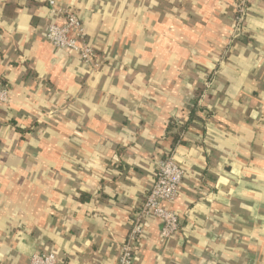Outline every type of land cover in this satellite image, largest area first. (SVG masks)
<instances>
[{
  "label": "crops",
  "instance_id": "obj_1",
  "mask_svg": "<svg viewBox=\"0 0 264 264\" xmlns=\"http://www.w3.org/2000/svg\"><path fill=\"white\" fill-rule=\"evenodd\" d=\"M237 1L56 0L93 70L46 4L0 0V264H117L175 134L179 230L145 219L133 264H264V0L233 34Z\"/></svg>",
  "mask_w": 264,
  "mask_h": 264
},
{
  "label": "built area",
  "instance_id": "obj_2",
  "mask_svg": "<svg viewBox=\"0 0 264 264\" xmlns=\"http://www.w3.org/2000/svg\"><path fill=\"white\" fill-rule=\"evenodd\" d=\"M50 13L62 18V23L52 21L46 29V40L53 48L62 52L75 54L84 65L96 69L95 50L87 42L85 28L80 17L72 10L60 6L56 0H43ZM249 0H238L233 23V34H239L244 17L247 13ZM9 91L0 83V107L9 103ZM179 142L168 151L165 157L156 163L155 178L146 192L144 201L140 205L132 222L131 232L123 243L117 259V264H133L135 256L133 247L143 235V221L154 219L160 222V234L164 239H171L179 230V216L170 210L166 204L173 202L180 191L185 177L184 168L176 161L175 155ZM28 264H61L55 253H35Z\"/></svg>",
  "mask_w": 264,
  "mask_h": 264
},
{
  "label": "trees",
  "instance_id": "obj_3",
  "mask_svg": "<svg viewBox=\"0 0 264 264\" xmlns=\"http://www.w3.org/2000/svg\"><path fill=\"white\" fill-rule=\"evenodd\" d=\"M38 1L42 2L43 4H45V2L43 0H38ZM172 127H173V124L170 125V128H172ZM173 141H174V143L179 141V138H178L177 134L173 135Z\"/></svg>",
  "mask_w": 264,
  "mask_h": 264
}]
</instances>
